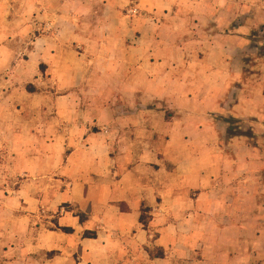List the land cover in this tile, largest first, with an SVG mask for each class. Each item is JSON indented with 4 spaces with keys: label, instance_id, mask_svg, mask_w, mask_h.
I'll list each match as a JSON object with an SVG mask.
<instances>
[{
    "label": "crops",
    "instance_id": "obj_1",
    "mask_svg": "<svg viewBox=\"0 0 264 264\" xmlns=\"http://www.w3.org/2000/svg\"><path fill=\"white\" fill-rule=\"evenodd\" d=\"M136 1L143 36L120 92L140 103L126 121L159 127V140L145 148L126 137L131 145L113 157L106 137L81 147L71 116L70 132L58 121L54 152L49 121L0 105V264H18V246L23 264L45 251L57 253L40 264H264V0ZM73 18L72 40L61 32L34 42L61 72L65 45L82 39ZM63 203L58 224L73 231L48 230L44 207Z\"/></svg>",
    "mask_w": 264,
    "mask_h": 264
},
{
    "label": "rangeland",
    "instance_id": "obj_2",
    "mask_svg": "<svg viewBox=\"0 0 264 264\" xmlns=\"http://www.w3.org/2000/svg\"><path fill=\"white\" fill-rule=\"evenodd\" d=\"M62 10L65 18L58 25ZM78 14L83 20L82 39L65 45L66 62L61 72L56 62L44 61L43 48L34 42L43 38L54 42L61 32L72 40L75 31L72 25L77 19L73 16ZM140 15L136 0H0V105L23 106L27 108L23 117L32 114L34 120L38 117L49 121L51 128L44 136L49 150L60 130L58 121L64 120V130L70 132L72 128L67 127V120L71 116L78 122V143L83 148L89 147V137L94 136L112 141L113 157L131 145L126 139L129 136L133 141L138 138V146H154L159 140V127H137L126 121L138 113L140 103L137 96L120 92L125 83L122 79L125 64L131 61L126 62V58L135 60L130 51L143 36L136 27ZM135 81L130 79L128 83L133 85ZM60 108H65L64 113ZM37 128L40 129L39 123L33 130ZM53 148L55 152L57 148ZM65 152L68 155L70 151L65 149ZM54 165L46 170L47 181L53 188L58 176ZM27 176L17 175L16 181L26 180ZM50 207V204L44 207L48 215H53L46 227L58 230L62 208L67 211L69 203H63L57 211ZM143 216L147 220L149 214ZM22 249L17 247L12 261L18 264L28 261ZM56 253L45 251L44 255L40 252L32 255L40 264L43 258H54Z\"/></svg>",
    "mask_w": 264,
    "mask_h": 264
},
{
    "label": "trees",
    "instance_id": "obj_3",
    "mask_svg": "<svg viewBox=\"0 0 264 264\" xmlns=\"http://www.w3.org/2000/svg\"><path fill=\"white\" fill-rule=\"evenodd\" d=\"M229 121H230V123H233L232 120H229ZM228 132H229V134H242V132H238L234 126H230ZM245 133H246L247 136H249L253 140L254 134H253V132L251 130H246ZM141 221H142V223L145 226H147V221L145 220L143 214L141 216ZM59 228L62 229V230H64V231H66V232L67 231H70V232L73 231L72 228H68V227H60L59 226ZM84 236L85 237H95L96 236V233L95 232L86 231L84 233Z\"/></svg>",
    "mask_w": 264,
    "mask_h": 264
},
{
    "label": "built area",
    "instance_id": "obj_4",
    "mask_svg": "<svg viewBox=\"0 0 264 264\" xmlns=\"http://www.w3.org/2000/svg\"><path fill=\"white\" fill-rule=\"evenodd\" d=\"M137 12V11H136Z\"/></svg>",
    "mask_w": 264,
    "mask_h": 264
}]
</instances>
